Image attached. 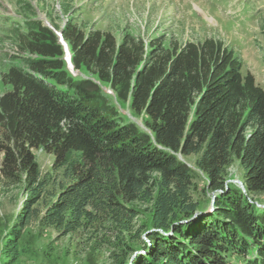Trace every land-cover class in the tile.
<instances>
[{"label": "trees", "instance_id": "obj_1", "mask_svg": "<svg viewBox=\"0 0 264 264\" xmlns=\"http://www.w3.org/2000/svg\"><path fill=\"white\" fill-rule=\"evenodd\" d=\"M17 1L32 13L29 1ZM9 34L19 52L36 54L16 56L0 77L10 86L0 94V172L29 192L12 237L35 219L61 235L100 224L119 245L147 212L133 236H145L142 249L125 245L130 256L119 264H264V207L249 197L264 193V88L241 73L231 49L212 37L169 47L128 32L117 40L68 18L62 39L83 77L67 69L54 30L30 15ZM32 149L52 155L57 184ZM234 162L246 194L226 184ZM198 171L206 195L215 194L212 210L193 198Z\"/></svg>", "mask_w": 264, "mask_h": 264}, {"label": "rangeland", "instance_id": "obj_2", "mask_svg": "<svg viewBox=\"0 0 264 264\" xmlns=\"http://www.w3.org/2000/svg\"><path fill=\"white\" fill-rule=\"evenodd\" d=\"M27 1L33 6L31 14H24L25 6L18 5L17 0H0V77L11 62H18L14 55L20 56L16 36L9 34L13 24L9 19L15 23L13 18L18 15H30L55 31H59L68 18H73L85 31L90 27L109 31L117 40L123 32H128L146 43L160 40L164 47H169L170 43L180 46L186 41L199 42L212 37L221 40L234 52L241 62L242 74L252 73L256 84L264 88V0ZM19 16L17 22L21 20ZM20 26L25 25L21 22ZM66 67L73 75L86 77L85 73L73 69L71 63L67 62ZM8 90L10 86L3 84L0 78V94ZM101 90L114 102V93L108 85L101 86ZM121 108L118 110L132 118L127 108ZM132 119L140 124V119ZM3 137L0 127V168ZM32 152L41 173H48L49 183L57 184L61 177L51 169L52 155L42 149H32ZM186 160L192 164L194 158L189 156ZM202 176L198 171L192 195L195 200L204 202L207 210L211 208L215 194L208 192L206 195ZM241 180L242 170L238 162H234L227 170L226 184L246 194ZM28 194L23 185L7 183L0 172V264H119L130 256L123 254L125 245L142 249L145 236L141 233V240L133 236L140 224L148 223L147 212L139 213L133 219L129 234L119 245L100 224L61 235L52 227L41 229L35 219H30L17 236L12 237L11 228ZM249 197L258 207L264 206V193H254ZM42 205L43 202L36 207L42 210ZM134 205L141 210L145 207L138 203ZM130 235L134 240L129 238ZM8 241L13 247L11 254L6 250ZM230 261L244 264L242 260Z\"/></svg>", "mask_w": 264, "mask_h": 264}, {"label": "clouds", "instance_id": "obj_3", "mask_svg": "<svg viewBox=\"0 0 264 264\" xmlns=\"http://www.w3.org/2000/svg\"><path fill=\"white\" fill-rule=\"evenodd\" d=\"M13 53V52H12ZM23 52H20V55H22ZM31 54H34V53H31ZM24 57V56H23ZM25 58V57H24ZM34 58V57H33Z\"/></svg>", "mask_w": 264, "mask_h": 264}, {"label": "water", "instance_id": "obj_4", "mask_svg": "<svg viewBox=\"0 0 264 264\" xmlns=\"http://www.w3.org/2000/svg\"><path fill=\"white\" fill-rule=\"evenodd\" d=\"M242 185V184H241ZM212 202H213V199H212ZM211 206H212V203H211ZM210 208V207H209Z\"/></svg>", "mask_w": 264, "mask_h": 264}]
</instances>
